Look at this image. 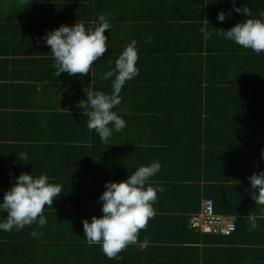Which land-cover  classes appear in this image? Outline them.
<instances>
[{
	"label": "crops",
	"instance_id": "crops-1",
	"mask_svg": "<svg viewBox=\"0 0 264 264\" xmlns=\"http://www.w3.org/2000/svg\"><path fill=\"white\" fill-rule=\"evenodd\" d=\"M46 1L23 0L21 3V0H0V35L10 34V39L6 41L5 37L0 39V196L10 188L15 177L19 175L15 172L19 170H14L10 166L16 164L15 169H18L19 166V169H24L21 167L23 165L20 164H25V161L18 159L21 153L26 154L27 160L30 159L27 165L36 170H42V168L52 170L58 164L55 158L57 150L53 151L52 149L54 143L46 142L45 146H39L40 137L44 135L40 125H46L47 117L44 114H47L50 110H46V108L63 105L61 96L69 90L63 85L68 83L70 85V82L61 83L60 81L62 85H58L59 79H57L53 80V83L48 82L45 84L44 82L41 84L42 79L38 76L37 80L40 84L32 80V76L35 74L46 72L48 66L51 69L50 61L45 62L40 59L49 55V52L39 49L43 47L44 42L43 40L38 42V39L48 30L57 28L65 22L71 23L69 21L72 20H68L61 14L64 6L69 7V13L72 16L74 14L79 15L80 19L83 16L84 23H93V15L97 14L94 12L92 2L89 3V0L86 4V0H57L58 3L48 5L46 20L43 7V3H46ZM176 1L179 0L173 2ZM173 2L172 0H155L157 13L176 15V17L163 22H158L159 19L145 22V32L143 22H132L130 18H126L130 14L123 11L124 6L120 7L116 18L112 19L113 25L108 31L109 38L112 37L117 43L127 44L130 42V36L132 40L135 39L138 43L143 35L137 50L144 52L149 57L156 56L157 61H159L156 63L158 68L166 67V72L174 73V75L180 70L197 67L199 62L194 63V59L199 54L206 57L210 48L217 52H224L223 55H229L231 58H225L223 66L220 59L214 61L212 64L214 69L212 70L220 72L223 68V72L231 74L232 76L229 77L232 78H239L241 75L248 78L252 74L256 81L236 80L237 82L217 83L215 86L219 88L216 94L220 101L212 103L221 115L229 116L230 121L244 120L239 131L234 133V135L240 136L241 140L233 138V144L243 152L247 143H250L257 154L254 162L263 164L264 161L261 160L260 153L261 150H264V57L260 54L246 52L225 53L238 45L225 39L222 35L235 23L240 22V18L245 19L246 17L233 10L232 0H217L212 7L208 6L205 0H184V2H181L182 4L171 6ZM245 4L250 8L252 16L264 12V0H258L255 5H251V0H235V6L237 7H242ZM220 11L225 12L223 21L217 20V14ZM21 17H27L26 20H23L25 23L21 20ZM128 21L133 24V30H129L132 28ZM24 24L29 26V30L23 29ZM202 27L205 28L206 32L212 33L210 38H205V34L200 31ZM210 28L211 30H209ZM149 38L151 42H148ZM201 47V53H198ZM123 49L111 48L113 52L107 54L109 56L103 57L104 59L100 61V65L104 66L111 60H115L118 57H116L117 52L121 53ZM161 58L163 59L161 60ZM213 59L215 60V55ZM28 70L32 71L27 73ZM27 80H31L30 85ZM127 85L130 86L132 95L129 94L124 97L121 95V103L117 106V109L119 110L123 106L124 111L128 115L132 114V117L129 118L128 115L125 117L126 115H123L121 111H117L116 108L113 109L122 118L127 119L128 126H125V130L118 134L114 132L108 143L100 142V148L95 147L92 140L84 143L76 141L79 146L84 145L86 148L76 150L73 147L71 152V147H69L66 148L63 154L66 157L72 155L78 163L84 162L89 168L101 169L112 166L114 169H118V173H122L126 168L134 171L140 165L158 160L161 165L160 170L149 180V184L154 187L161 186L163 180H165L164 176L167 175L171 177L178 176V180H180L179 176L189 173L183 170L184 168L190 170L204 168L205 166L201 160L204 158L206 150H210L215 145L203 140L199 142L193 138L190 130L178 128L173 130L176 137L179 136V131L191 135L181 146L180 150L182 152H179V159L177 158L178 161L184 159L185 164H177L175 169H173V165L170 166L171 164L167 162V158L163 156L164 142L160 145L155 142L159 137L167 136L168 133H162L164 125L157 122L153 109H157L160 114H163L165 112L163 106L169 104L170 101L169 93L160 91L158 97L147 99L144 97L146 91L143 90V88L145 90L147 88L141 82L138 80L126 81L123 88ZM35 87L36 92H29L30 89ZM226 87H228L227 90ZM59 88H63V91H59ZM237 89L244 94L242 98L238 97L239 91ZM78 93L82 94L84 90L79 88ZM237 97L240 98V101ZM242 100L243 102H241ZM145 102L150 106L149 111L144 112V114L132 112L139 104ZM195 113L198 114L197 111ZM189 117L194 118L192 114ZM61 120L54 119L53 124L51 123L54 131L58 130L60 126L58 124ZM63 126H70V123ZM214 127L216 136L220 138L219 128L215 124ZM226 134L229 136L228 132ZM127 135L131 140L128 141ZM234 135L230 134V136ZM170 136L174 135L170 134ZM171 140L172 143L177 145V138ZM236 142H240L239 145ZM87 149L88 152H93L82 155ZM31 158L33 159L31 160ZM148 158L151 159L147 161ZM48 177L51 181L52 177ZM172 182L174 180L170 184H173ZM164 196L159 207L173 206V201L166 197L168 195L164 193ZM205 199L202 197L201 206L197 212L202 209ZM246 204L248 207L247 202ZM156 211L159 214L166 213L164 208ZM197 212L189 213V216ZM184 213L185 211L173 212L177 216ZM254 213L249 214L254 215L255 218L258 213ZM43 214L46 217V224L43 228H38L33 224L25 226L19 231H0V264H76L79 258L76 256V248H74L72 242L61 243L62 246L56 243V246L49 250L48 248L51 246H46L43 243V238L38 240L37 237L31 236L29 233L35 229L40 233L38 236L42 235L44 237V234H48L51 237L53 229L58 228L59 235L63 232L70 235L77 234L78 223L70 221V217L78 219L77 213L44 209ZM243 216L247 218L249 215L246 212ZM3 218L4 213H0V219ZM151 221L147 225L151 223L150 227L162 229L158 227L157 221ZM72 226L76 227L72 230ZM189 226L186 225L188 228ZM256 226H259V224H256ZM169 231L170 227L164 229L163 235L168 234ZM174 233L178 240L168 242L165 245L170 249L169 244H175L178 249L176 255L169 258V264H245L248 258H243V256L246 255L247 251L243 252L242 248L251 250V254L247 255L250 258L254 249L264 248V239L261 240L257 237L254 242H242L240 241V235L236 236L234 232L226 237L217 234L204 236L203 234L206 233L203 232L194 235L187 232L185 227L178 230L177 225H175ZM49 241L51 242V240ZM52 243L55 242L52 241ZM262 259H264V256L257 258L258 261ZM116 262L117 264H140L136 254L127 255L124 260Z\"/></svg>",
	"mask_w": 264,
	"mask_h": 264
},
{
	"label": "trees",
	"instance_id": "trees-1",
	"mask_svg": "<svg viewBox=\"0 0 264 264\" xmlns=\"http://www.w3.org/2000/svg\"><path fill=\"white\" fill-rule=\"evenodd\" d=\"M174 0H172L173 2ZM217 0H205L208 6H213L214 2ZM92 2V8L96 15H93V22L96 20V17L100 13H108V19L112 27V19L116 18L117 12L120 7L124 6L123 11L127 15L126 18H130L132 22H143V30L145 32V22L152 21L154 19H159L158 22H163L166 20H171L175 18L176 15H168L157 13V8L155 6V0H89V3ZM184 0H179L171 3V6H176L182 4ZM219 2V1H218ZM216 2V3H218ZM58 3L57 0H47L46 3H43L44 7V17L47 20L46 9L48 5ZM87 3V0L85 4ZM258 3V0H251V5ZM69 7L62 8V16L68 18L71 23L65 22L64 24L72 25L75 22H82L85 27H88L92 23H84V19H80V16L74 14L73 16L69 13ZM100 9V10H99ZM261 11V10H259ZM69 16V17H68ZM255 18H261L260 13L254 15ZM27 17H21V20H26ZM242 21L243 18H240ZM131 21H128L130 27L133 30V24ZM24 22V21H23ZM25 23V22H24ZM110 27V28H111ZM116 27V26H115ZM24 30H29V26L26 24L23 25ZM139 30V29H138ZM211 30V28L209 29ZM208 30V31H209ZM143 34V33H142ZM105 35L107 36V46L108 49L97 61L93 62V65L89 73L81 76L80 74L69 75L67 73H61L58 77L55 74V68L53 65V58L51 56L50 47L46 44L43 47L39 48L41 50H47L49 55H46L45 58H40L45 62H51V69L47 67L46 72L38 73L32 76V80L39 83L38 78L42 79L41 84L45 82L53 83V80L59 79L58 85H62L66 81L70 82L63 86H66L69 90L67 93L61 96V101L63 105L61 106H50L47 109L48 113L44 114L46 119V125L41 124L40 129L44 131V135L40 137L39 146H45L47 143H54L52 149L56 151V164L55 168L52 170H45L44 168L35 169L27 165L28 161L21 163L20 165L24 169H15L16 164H12L10 167L17 174L19 172H31L34 176H39L41 174H46L51 176V183L58 184L61 186L62 193L58 198L53 199V208L50 206H45V210H55V211H72L76 212L78 219L70 217L72 223H78L76 232L77 234L70 235L68 233H62L59 235L58 228L53 229L52 236L49 237L48 234L37 236L36 239L43 238V243L46 246H51L48 249L52 250L56 246V243L59 246H62L61 243L70 241L75 246L77 259L76 264H117L116 261H122L126 258L127 255L133 254L137 255L138 261L140 264H169V258L173 255H176L177 248L175 244H169L171 247L168 249L165 245L168 242L178 240L174 233V226L177 225L178 230L185 227L187 232L190 234L198 235L201 234L200 231L191 228L189 224V213L197 212L201 206L202 197L212 198L214 201V210L215 212L233 215L236 217V227L233 231L236 236L240 235V241L242 242H254V240L264 239V206L255 205V201L251 198L248 188L249 185L247 181L260 170H264V163L256 164L254 162L255 157H257L256 151L250 143H247L246 148L243 152L237 148L233 141L234 139H240V136L234 135L236 131H239L242 121H230L229 116L221 115L220 112L216 110L213 103L214 101H220L218 95L216 94L219 87L215 86L217 83L224 82H237L238 81H256L252 74L248 78H245L244 75H241L239 78H232L231 74H225L222 71H213L214 61L220 59V63L223 66L225 58H231L229 55H223V53L217 52L210 48L209 53L206 54V57L203 54H199L198 57L194 59L195 62H199V65L194 68H188V70H180L175 75L171 72H166V67H159L156 63V56H147L144 52L138 51V60L136 66L139 69L138 75L133 77L131 80L141 82L147 89L144 97L149 99V97H158L160 91L169 93L170 101L169 104L163 106L165 111L163 114H160L157 109L154 110L156 115L157 122L164 125L162 133H168L163 137H159L155 142L161 144L164 142L165 148H163V153L167 162L173 165V169L176 168L177 164H185L184 159L178 161L179 152L181 146L186 142L190 134H185L184 132L179 131V136L176 137L173 130L178 129H188L191 131L193 138L197 139L199 142L202 140L204 142H209L215 147L206 150L204 158L201 160L204 168H195V170H190L189 168H184L183 170L188 171L184 176H164L163 183L161 186L164 187L163 192L157 193V201L153 205L155 209V215L149 219L148 222L157 221L158 227L163 230L170 227L168 234L163 235L162 229L152 228L150 225H146L145 229L140 230L138 234V240L143 241L145 237L149 240V245L143 250L139 251L135 245H129L122 252H120L119 259H109L107 258L100 250L99 245H89L84 239L83 235V219H91L93 215H101V201H98L99 195L104 190V184L106 181H117L126 179L127 175L132 172V169L126 168L122 173H118V169H114L112 166L108 168L93 169L89 168L82 163H78L77 160L73 158L72 155L63 154L71 147L74 149L86 148V146H79L76 141L79 142H89L92 140L95 147L100 148V142L98 134L93 130L89 131L87 128V116L83 115V110L78 106V103L82 102L83 99H86L85 92L78 93L79 88L81 90H87L89 88L93 90H100L103 92H111V78L108 80H102L100 77L102 74L107 71L110 67V62L106 63L104 66L100 65V61L104 59L103 57L109 56L107 54L112 53L111 48H124L127 44L117 43L112 37L109 38L108 30H105ZM5 37V41L10 39V34L5 33L0 35V39ZM143 35L140 38V41L136 43V48L139 49L138 45L141 42ZM132 40L130 36L129 41ZM9 43V42H7ZM41 46V45H40ZM236 46V45H235ZM27 48V47H25ZM202 47L198 50V53H201ZM229 52L225 53H253L251 49H245L241 46H237L234 49L228 50ZM120 53L117 52L116 57ZM215 55V60L213 59ZM264 57V53L260 54ZM169 57V56H166ZM28 60V58H26ZM163 58H161L162 60ZM115 60H111V66L114 67ZM154 62V63H153ZM228 65V64H227ZM21 71V67H20ZM32 70H28L27 73H30ZM129 80V81H131ZM28 84H31V80H27ZM61 81V83H60ZM126 85V83H125ZM156 85V86H154ZM166 86V87H162ZM162 87V88H159ZM123 88V87H122ZM228 87L225 89L227 90ZM36 87L30 89L29 92H36ZM59 91H63V88H59ZM237 91H239L237 89ZM247 91V90H245ZM73 94V96H72ZM132 95V90L129 85H127L119 95L122 97ZM71 96L68 98V96ZM244 94L239 91L238 97L242 98ZM240 101V98H238ZM81 100V101H80ZM244 100V99H243ZM243 100L241 102H243ZM181 102V103H179ZM148 103L139 104L132 112L134 113H143L149 111ZM117 111H121L123 115L127 117L128 113L124 111L123 106ZM198 112L195 113V112ZM192 114L194 118H190L189 115ZM200 115V117H199ZM123 119L126 122L125 126H128L127 119ZM128 117H132V114H129ZM61 120L58 130L54 131L53 120ZM216 121H215V120ZM52 123V124H51ZM70 123V126H63ZM214 124L220 130V138L216 136V131L214 130ZM204 126V128H203ZM125 130V127L122 129ZM121 130V131H122ZM120 131V132H121ZM229 136H227V133ZM116 133V132H115ZM119 133V132H118ZM116 133V134H118ZM234 136H230V134ZM170 134L174 136H170ZM128 141L131 140L128 137ZM173 138L178 139L177 145L172 143ZM234 138V139H233ZM195 140V141H197ZM238 145L240 142H236ZM105 144V143H104ZM195 144V143H194ZM218 147V148H216ZM94 148V146H93ZM135 148V147H134ZM221 149V150H218ZM75 150V151H76ZM28 152V151H26ZM93 151L88 149L82 155H88ZM162 153V154H163ZM222 153V154H221ZM153 156V155H151ZM69 157V158H68ZM47 158V157H46ZM152 158V157H151ZM151 158H148L150 160ZM178 158V159H177ZM33 158H31L32 160ZM57 170V171H55ZM10 171V170H8ZM157 177V176H156ZM173 184H170L171 181ZM164 193L167 194V198L173 201V206L171 207H159L161 199L164 196ZM186 202V204H185ZM248 203V207L247 204ZM180 204V205H179ZM246 204V205H245ZM164 208L166 213L159 214L156 210H161ZM256 210V211H255ZM174 211H185L183 215L177 216L173 214ZM249 213L257 212L258 215L254 218L255 223L259 224L255 229L250 228L249 216L246 218L245 215ZM254 213V214H255ZM254 216V215H252ZM80 223V224H79ZM189 226L188 227H186ZM76 226H72V230ZM189 229V230H188ZM231 233V235L233 234ZM212 233L203 234L204 236H209ZM59 235V236H58ZM163 235V236H162ZM218 236L221 234H217ZM230 235V234H228ZM223 235V236H228ZM51 240V242L49 241ZM55 242V243H52ZM260 242V240H259ZM243 252H246V255L243 258H248L245 264H264V259L258 261V257L264 256V248H256L252 251V257H248L251 254L250 249L242 248ZM248 255V256H247ZM242 258V259H243ZM158 261H157V260ZM259 262V263H257ZM261 262V263H260Z\"/></svg>",
	"mask_w": 264,
	"mask_h": 264
},
{
	"label": "clouds",
	"instance_id": "clouds-1",
	"mask_svg": "<svg viewBox=\"0 0 264 264\" xmlns=\"http://www.w3.org/2000/svg\"><path fill=\"white\" fill-rule=\"evenodd\" d=\"M232 3L233 10L246 18L235 23L222 35L257 55L264 53V12L260 13L261 18H255L247 4L237 7L235 0ZM224 19L225 12H218L217 20ZM110 27L108 13L104 12L98 14L88 27L77 22L72 25L61 24L46 31L38 42L43 40L50 47L49 52L54 61L52 66L57 77L61 73L83 76L89 73L93 62L108 49L105 30L109 31ZM200 31L206 39L212 35L203 27ZM148 42H151L150 38ZM137 60L138 50L136 40L133 39L115 59L114 67L110 62L109 69L100 77L102 80L111 78V92L89 88L84 90L86 99L78 103L83 115L88 118L87 128L89 131L94 130L102 143H108L113 133L120 132L126 125L125 120L113 109L121 103L119 93L126 81L138 75ZM260 157L264 161V150H261ZM18 159L28 161L24 153ZM160 167V162L154 160L136 167L126 179L105 182L104 190L98 197V201L102 202V214L93 215L90 220H82L83 237L89 245H99L101 252L109 259H119L118 254L129 245H135L139 251L149 245L147 237L139 241L138 234L155 215L153 205L157 201V193L165 190L163 186L154 187L149 184L150 178L159 172ZM247 183L255 205L264 206V170L254 174ZM61 193V186L51 183L46 174L34 176L31 172H21L10 188L0 196V213H4V218L0 219V231H19L33 224L43 228L46 224L44 207L53 208V199ZM249 220L250 228L255 229V219L251 214ZM39 234L35 229L29 233L33 237Z\"/></svg>",
	"mask_w": 264,
	"mask_h": 264
},
{
	"label": "built area",
	"instance_id": "built-area-1",
	"mask_svg": "<svg viewBox=\"0 0 264 264\" xmlns=\"http://www.w3.org/2000/svg\"><path fill=\"white\" fill-rule=\"evenodd\" d=\"M189 225L203 233L228 235L235 230L236 217L215 212L213 199L206 198L202 209L190 216Z\"/></svg>",
	"mask_w": 264,
	"mask_h": 264
}]
</instances>
